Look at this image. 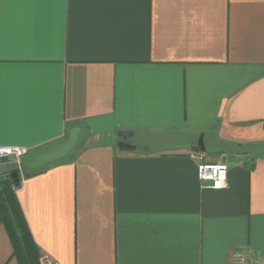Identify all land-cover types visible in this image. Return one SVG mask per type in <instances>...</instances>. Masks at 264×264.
<instances>
[{
  "label": "crops",
  "instance_id": "1",
  "mask_svg": "<svg viewBox=\"0 0 264 264\" xmlns=\"http://www.w3.org/2000/svg\"><path fill=\"white\" fill-rule=\"evenodd\" d=\"M73 130L72 157L24 176ZM0 146L29 151L40 264H264V0H0Z\"/></svg>",
  "mask_w": 264,
  "mask_h": 264
},
{
  "label": "trees",
  "instance_id": "2",
  "mask_svg": "<svg viewBox=\"0 0 264 264\" xmlns=\"http://www.w3.org/2000/svg\"><path fill=\"white\" fill-rule=\"evenodd\" d=\"M51 165L31 170L24 176L32 175ZM21 182L22 176L17 187L9 175L0 174V225L7 230L14 247L13 256L18 258L20 264H40V251L34 243L17 196Z\"/></svg>",
  "mask_w": 264,
  "mask_h": 264
},
{
  "label": "built area",
  "instance_id": "3",
  "mask_svg": "<svg viewBox=\"0 0 264 264\" xmlns=\"http://www.w3.org/2000/svg\"><path fill=\"white\" fill-rule=\"evenodd\" d=\"M29 154V151L20 147L0 146V162L2 160H11L13 162L21 161ZM229 167L225 162H202L198 167V177L207 188L213 190H223L227 187ZM235 264H263L256 257H248L242 252H237L233 256ZM41 264H61L58 261L48 258H42Z\"/></svg>",
  "mask_w": 264,
  "mask_h": 264
},
{
  "label": "water",
  "instance_id": "4",
  "mask_svg": "<svg viewBox=\"0 0 264 264\" xmlns=\"http://www.w3.org/2000/svg\"><path fill=\"white\" fill-rule=\"evenodd\" d=\"M78 133V130H73L67 141L28 156L25 160L27 166L31 170H36L65 159L70 155L76 146L79 136ZM118 135L119 137L123 138V140H126L128 136L132 135V133L128 131H121ZM119 147L121 150H135L134 147L129 146L125 142L120 143ZM195 152L205 153V146L202 140H200L199 147L196 148ZM0 174H8L14 184L17 187L19 186L21 167L18 162L0 164Z\"/></svg>",
  "mask_w": 264,
  "mask_h": 264
},
{
  "label": "rangeland",
  "instance_id": "5",
  "mask_svg": "<svg viewBox=\"0 0 264 264\" xmlns=\"http://www.w3.org/2000/svg\"><path fill=\"white\" fill-rule=\"evenodd\" d=\"M27 167H26V164L24 163V169H26Z\"/></svg>",
  "mask_w": 264,
  "mask_h": 264
}]
</instances>
